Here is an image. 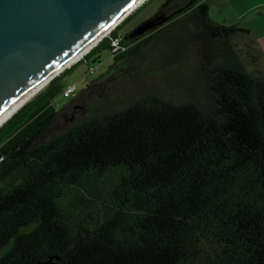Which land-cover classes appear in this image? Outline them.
Here are the masks:
<instances>
[{
	"label": "trees",
	"instance_id": "obj_1",
	"mask_svg": "<svg viewBox=\"0 0 264 264\" xmlns=\"http://www.w3.org/2000/svg\"><path fill=\"white\" fill-rule=\"evenodd\" d=\"M165 11L77 62L121 40L66 130L45 138L77 63L0 127V264H264L261 58L249 69L248 30L213 22L206 0L150 20Z\"/></svg>",
	"mask_w": 264,
	"mask_h": 264
},
{
	"label": "water",
	"instance_id": "obj_2",
	"mask_svg": "<svg viewBox=\"0 0 264 264\" xmlns=\"http://www.w3.org/2000/svg\"><path fill=\"white\" fill-rule=\"evenodd\" d=\"M140 1L0 0V127ZM158 24L149 19L130 36Z\"/></svg>",
	"mask_w": 264,
	"mask_h": 264
},
{
	"label": "rangeland",
	"instance_id": "obj_3",
	"mask_svg": "<svg viewBox=\"0 0 264 264\" xmlns=\"http://www.w3.org/2000/svg\"><path fill=\"white\" fill-rule=\"evenodd\" d=\"M167 0H146L140 7H138L131 15H129L122 23L107 34L109 36L118 27V34L120 37H126L141 23L151 19L163 6ZM209 4L210 19L219 24L227 26H239L241 28L248 27L252 29V35L258 39L264 37V7L262 2L264 0H206ZM243 39L244 47L248 43L247 34L240 36ZM258 39H256L258 41ZM238 40V39H237ZM255 40V38H253ZM252 44V42L250 43ZM253 50L250 51L246 57L248 67L252 70L255 56H261L259 45H250ZM98 55H93L89 61L77 63L73 68L69 69L63 76V82L66 86L76 84L77 90L74 96L64 97L60 96L58 101L62 109L60 115L54 124L47 131L45 138H51L73 124L79 118V114L73 109V105L80 101V91L85 88L92 81L97 79L103 72H105L113 62L112 51L105 49ZM83 58V57H82ZM81 58V59H82ZM256 58V57H255ZM80 59V60H81ZM79 60V61H80ZM99 60V61H98ZM200 60H198L199 62ZM261 68L264 70V63L261 61ZM65 71V70H64ZM183 73L180 74L182 78ZM160 83L156 78L146 79L139 85V90L152 89ZM174 87V85H172ZM71 103V104H70Z\"/></svg>",
	"mask_w": 264,
	"mask_h": 264
},
{
	"label": "crops",
	"instance_id": "obj_4",
	"mask_svg": "<svg viewBox=\"0 0 264 264\" xmlns=\"http://www.w3.org/2000/svg\"><path fill=\"white\" fill-rule=\"evenodd\" d=\"M262 6L264 7V2H262ZM245 29H247L248 30V32L246 33L247 34V36H248V38H247V40H248V43L250 44L251 42H252V45H259V47H260V52H261V56H260V58H261V61L264 63V40H260V39H258L257 37H255V36H253L252 35V29H249L248 27H245ZM253 38H255V40H253ZM256 39H258V41L256 40ZM263 39H264V37H263ZM238 42H239V44H240V47H242V48H244V49H250V50H253L252 49V47H250L249 46V44H246V47H244V44H243V39H241V38H238V40H237ZM251 41V42H250ZM254 51V50H253ZM255 52V51H254ZM256 62L254 61V62H252V64H253V67H254V64H255ZM255 68V67H254Z\"/></svg>",
	"mask_w": 264,
	"mask_h": 264
},
{
	"label": "bare ground",
	"instance_id": "obj_5",
	"mask_svg": "<svg viewBox=\"0 0 264 264\" xmlns=\"http://www.w3.org/2000/svg\"><path fill=\"white\" fill-rule=\"evenodd\" d=\"M145 1L146 0H141L128 14H126L123 18H121L117 23H115L106 33H110V31H112L113 29H115L120 23H122L129 15H131L138 7H140L143 3H145ZM99 41V40H98ZM97 42H94L92 45H95ZM91 47V46H90ZM90 47L89 48H87V50L85 51V52H83V54L82 55H78L72 62H70L66 67H70L73 63H75V62H77V61H79L84 55H85V53L88 51V49H90ZM66 70V69H65ZM57 73H61V70L59 71V72H57ZM45 85V84H44ZM43 88V86L37 91V92H39L41 89ZM36 92V93H37ZM16 113V112H15ZM14 113V114H15ZM13 114V115H14ZM12 116H10L9 118H11ZM8 118V119H9ZM7 119V120H8Z\"/></svg>",
	"mask_w": 264,
	"mask_h": 264
},
{
	"label": "built area",
	"instance_id": "obj_6",
	"mask_svg": "<svg viewBox=\"0 0 264 264\" xmlns=\"http://www.w3.org/2000/svg\"><path fill=\"white\" fill-rule=\"evenodd\" d=\"M120 39H115L112 41V45H113V49H112V55H115L119 52V49L121 48V43H120ZM77 90V85L76 84H72V85H69L67 87V89L64 91V94L63 96L64 97H71V96H74L75 95V92ZM57 104H58V107L60 105L58 99H57Z\"/></svg>",
	"mask_w": 264,
	"mask_h": 264
},
{
	"label": "flooded vegetation",
	"instance_id": "obj_7",
	"mask_svg": "<svg viewBox=\"0 0 264 264\" xmlns=\"http://www.w3.org/2000/svg\"><path fill=\"white\" fill-rule=\"evenodd\" d=\"M167 16H169V14H168V12L167 11H165V12H163V14L160 16V18L158 19V21L155 23V24H158V23H160V22H162L163 20H164V18L165 17H167ZM169 17H171V16H169ZM169 22V21H168ZM164 24V23H163ZM163 24H158L155 28H153V29H150L148 32H146L145 34H148V33H151V32H153V31H155L158 27H160L161 25H163ZM132 33V32H131ZM130 33V34H131ZM144 34V35H145ZM138 37H140V36H137V37H130V38H132V39H134V38H138Z\"/></svg>",
	"mask_w": 264,
	"mask_h": 264
}]
</instances>
